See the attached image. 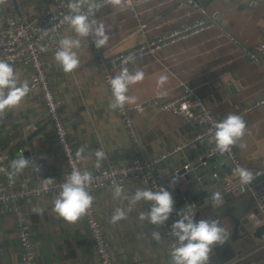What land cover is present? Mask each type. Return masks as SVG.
<instances>
[{
  "label": "crops",
  "instance_id": "crops-1",
  "mask_svg": "<svg viewBox=\"0 0 264 264\" xmlns=\"http://www.w3.org/2000/svg\"><path fill=\"white\" fill-rule=\"evenodd\" d=\"M62 1L65 0H0V30L12 17L40 15ZM121 7L110 4L95 10L93 18L105 25L109 43L97 49L94 37L82 39L77 50L80 65L72 73H65L57 64L56 52L44 57L52 87L63 105L75 151L84 149L85 158H77L84 171L128 163L139 154L147 159L170 154L203 135L205 126L161 109L166 102L178 99L183 87L192 90L194 97L219 120L264 100V70L247 55L264 44V0H127ZM200 21H206L208 28L154 55L123 66L105 65V60ZM66 36L75 37L69 25L62 32V38ZM124 67L145 74L127 93L135 98L134 103L125 105L139 139L138 147L131 142L118 108L111 107L114 102L111 83L105 81L106 75L112 80ZM13 68L19 83L27 81L30 91L18 106L0 113V185L6 187L13 181L10 189L19 192L39 186L47 178L64 180L67 164L43 97L31 89L30 71L22 66ZM161 77L166 78L162 86L158 85ZM135 108H142L143 112ZM245 122L248 131L233 147L243 168L253 173L264 168V106L250 112ZM206 138L200 141L204 145H208ZM190 148L153 169L161 179V187L169 190L165 183L168 169L175 164L188 166L190 188L186 186L182 191L189 193L191 200L178 204L176 209L186 203L193 211L206 208L214 203V193L223 197L232 192L226 191V182L234 181L236 189L243 186L227 153L219 154L215 165L208 163L202 167L196 151L195 161H190ZM97 150H102L106 157L99 168L95 166ZM217 151L216 148L210 156L220 153ZM21 156L34 164L13 175L11 161ZM137 189L147 187L132 181L119 198L114 197V188L92 193L99 221L113 248L114 263L172 264L171 251L160 227L139 218L150 211L152 202L129 205ZM171 193L174 200L179 198L175 192ZM57 196L21 201L11 209L0 208V264H22L25 252L19 237L20 217L33 240L36 264L99 263L84 217L75 223L60 217L53 211ZM117 208L123 209L126 216L112 223ZM34 209H42L43 213ZM154 232L160 233V240L153 238Z\"/></svg>",
  "mask_w": 264,
  "mask_h": 264
},
{
  "label": "built area",
  "instance_id": "built-area-1",
  "mask_svg": "<svg viewBox=\"0 0 264 264\" xmlns=\"http://www.w3.org/2000/svg\"><path fill=\"white\" fill-rule=\"evenodd\" d=\"M127 1V0H123ZM73 0H65L60 2L53 10L40 15H19L9 19L6 27L0 30V59L6 60L10 65L22 66L30 71V86L35 92L42 95L47 114L52 124L57 142L60 146L63 157L67 164V176L74 170L84 171L76 157V151L69 136L66 125V120L62 111V102L55 93L49 75L46 70L44 57L50 52L59 50V41L62 39L63 30L69 25L65 17L71 13L69 4ZM89 4L110 5L112 0H84L82 11H88ZM193 5L192 2H190ZM208 28L206 21H200L190 25L182 30L173 32L160 38L156 42L147 43L139 46L133 51L126 54H120L109 60H105V65L109 64L113 67L123 66L134 63L139 59L154 55L163 48L173 45L178 41L184 40L190 35H195L203 32ZM251 62L257 64L264 70V44L254 48L248 54ZM132 57L131 60L128 58ZM127 61V63H125ZM107 84L111 82L108 75L105 77ZM264 106V100L255 105L245 108L242 112L237 113L244 120L246 116ZM162 111L167 114H172L183 118L185 121H193L205 126V133L199 135L186 146H180L170 154L160 155L153 159H147L143 154L128 163H119L104 167L101 169L88 171L92 174V181L87 186V190L92 193L94 191L103 190L106 188H114L120 186L122 190L132 181L142 182L148 190L158 191L161 188V179L154 174V167L168 160L189 147L194 146L197 142L205 139L208 136H214L216 125L221 122L204 103L194 97L192 90L183 87L181 95L178 99L166 102L161 106ZM137 112L142 113V108H135ZM119 114L125 122V128L131 139V142L138 147L139 139L136 134L132 120L130 119L129 110L124 106L118 108ZM219 152V151H217ZM230 161L238 168H243L238 154L232 146L228 152ZM188 170V166L185 167ZM239 177L238 172L236 171ZM264 174V168L251 173L253 179ZM218 176L215 175V179ZM53 179L45 190L43 188L44 180L41 185L21 190L19 192L12 191L10 188L14 186L13 181H10L6 187L0 185V208L11 209L18 202L46 197L49 195H58L62 188L64 180ZM252 179V180H253ZM239 182L241 179L239 177ZM234 181L226 182V191L236 189ZM264 215V207H263ZM87 227L89 229L94 248L98 255V264H115L113 258V248L108 240L104 228L99 221L97 210L93 202L90 209L83 215ZM19 237L22 249L24 250L22 264H36V252L33 240L29 234V229L24 219L20 217ZM176 221L175 211L164 225H160V229L168 242L170 251L177 244L176 237L172 235V224Z\"/></svg>",
  "mask_w": 264,
  "mask_h": 264
},
{
  "label": "clouds",
  "instance_id": "clouds-1",
  "mask_svg": "<svg viewBox=\"0 0 264 264\" xmlns=\"http://www.w3.org/2000/svg\"><path fill=\"white\" fill-rule=\"evenodd\" d=\"M123 0H112L115 7H121ZM84 0H73L69 4L71 13L65 17L70 29L75 33V37L66 36L59 41V50L55 53V60L65 73H72L80 65L78 51L81 48V41L84 38L94 37V44L97 49L108 45L110 36L102 22L93 18L95 10L102 5L89 4L88 11H82ZM121 10L123 8L121 7ZM129 60L132 57L128 58ZM127 63V61H125ZM144 72L140 70L130 71L127 67L121 69L120 73L111 80V89L114 102L111 104L113 109L123 108L126 104L134 103L135 98L129 96L130 86L144 79ZM165 77H161L158 85L162 86ZM6 90V91H5ZM30 87L27 81L19 83L18 74L12 65L6 60L0 59V113L6 109L18 106L28 95ZM245 120L238 114L230 113L216 125L214 140L216 148L220 154L228 152L236 142L242 139L247 133ZM84 149L81 148L76 153L78 159H84ZM96 164L99 168L101 161L104 160L105 153L102 150L95 152ZM30 164H34L30 159L21 156L11 161L10 167L12 174L22 173ZM35 170L40 171L35 165ZM241 182L248 184L252 181L251 173L245 168L236 170ZM92 181V174L88 171L74 170L65 178L61 190L54 201L53 211L64 220L75 223L83 216L93 204V196L87 190V186ZM53 183V179L44 180L43 188L47 190ZM122 195V188L116 186L114 197ZM140 201L152 202L150 211L145 215H140V220L147 219L153 225H164L176 211L175 201L172 193L166 188L158 191L148 189H137L129 200L130 207ZM213 207L223 205L224 198L219 192L213 195ZM35 212L42 214V209H34ZM180 218L172 224V235L176 237L177 244L171 250L172 264H210L211 253L215 246H222L228 241L231 233L223 227L219 220H207L195 218V213L191 207L177 213ZM126 213L123 209L117 208L112 216V223L124 219ZM153 238L160 240L159 232L153 233Z\"/></svg>",
  "mask_w": 264,
  "mask_h": 264
},
{
  "label": "water",
  "instance_id": "water-1",
  "mask_svg": "<svg viewBox=\"0 0 264 264\" xmlns=\"http://www.w3.org/2000/svg\"><path fill=\"white\" fill-rule=\"evenodd\" d=\"M206 140L208 145L197 142L189 149L192 157L190 161H195L196 151L202 167L208 163L215 165L216 158L220 154L215 153L210 156L216 150V142L214 136H209ZM189 181L188 171L180 164L172 165L168 169L165 183L169 190L179 197L174 200L175 209L178 204L191 200L189 193L185 194L182 191L186 186L190 188ZM223 198L222 206L218 205L214 208L211 203L204 209L192 210L197 220H219L231 233L226 243L215 246L211 253L210 264H264V174L225 194ZM188 207L190 206L186 203L177 208L175 214L187 210ZM176 216L180 218L178 214Z\"/></svg>",
  "mask_w": 264,
  "mask_h": 264
}]
</instances>
